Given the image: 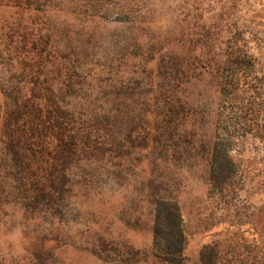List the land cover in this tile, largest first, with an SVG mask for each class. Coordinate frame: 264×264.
I'll return each mask as SVG.
<instances>
[{"label": "rangeland", "instance_id": "374dc122", "mask_svg": "<svg viewBox=\"0 0 264 264\" xmlns=\"http://www.w3.org/2000/svg\"><path fill=\"white\" fill-rule=\"evenodd\" d=\"M64 89L92 134L52 201L22 121ZM159 199L181 208V264H264V0H0V264H174Z\"/></svg>", "mask_w": 264, "mask_h": 264}, {"label": "trees", "instance_id": "16d2710c", "mask_svg": "<svg viewBox=\"0 0 264 264\" xmlns=\"http://www.w3.org/2000/svg\"><path fill=\"white\" fill-rule=\"evenodd\" d=\"M19 93L21 94V91H19ZM60 94L63 99H58V102L56 100L52 106L47 102H40L37 97L36 99L38 102H35V105L27 107L28 113L29 111H31L30 115L33 113L32 117L36 119V125H39V127H35L36 129L34 126L25 125V122H27L25 119H27L28 122L30 121L28 119L31 118L29 115H27V118L24 117L22 121L26 127V131H30L28 135L26 134V137L28 139L27 151L32 152L30 156L31 160H29L26 155L16 152V154L25 157V165L28 160V163H32L33 160L39 161L41 156L45 154L50 158L49 162L44 163L48 166L45 168L43 167L40 174H37V176L35 175L34 181L37 183L42 182L41 184L45 196L49 197L48 200L52 201L58 196L59 191L62 190L58 187L61 185V187L65 189L67 186L66 182L68 183L71 178L70 173L74 168L73 164L80 161L81 153L90 148L87 145V140L90 139L92 134L88 128L87 130H84V127L82 129L74 128L77 124L74 123L75 117H78V114L80 115L79 111L84 109L81 106L69 102V100H64L68 97V94L65 93V89L61 90ZM30 103L32 104V102H29V104ZM15 104L18 107V104ZM83 113H86L87 120L93 119L90 112L88 113L86 111ZM20 117L22 118V116ZM96 117H98V114ZM10 145L11 144H7V147H13L17 150L18 147H21V141L17 140L16 143ZM104 145V142H101L96 147H99V150L102 151L104 150ZM57 151H61V153ZM51 152H54V154H51ZM232 166H234V161L229 154V150L220 152V155L217 150L213 153L210 180L214 190L219 189V191H222L224 186L229 183L228 181L231 179L232 175ZM154 206L155 246L158 247V250L163 254L170 255V262L181 264L184 260L186 245L184 220L181 208L178 203L165 199L157 200ZM204 255L205 253L202 252L201 259L206 263Z\"/></svg>", "mask_w": 264, "mask_h": 264}]
</instances>
